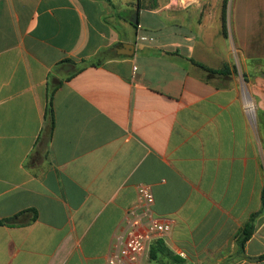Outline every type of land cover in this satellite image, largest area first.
Segmentation results:
<instances>
[{
	"label": "crops",
	"instance_id": "obj_1",
	"mask_svg": "<svg viewBox=\"0 0 264 264\" xmlns=\"http://www.w3.org/2000/svg\"><path fill=\"white\" fill-rule=\"evenodd\" d=\"M139 3L0 0V220L37 212L0 226V264H106L142 185L184 264H264V214L244 253L235 238L264 190L223 31L225 12L235 28L243 16L228 0ZM102 49L103 65L57 90L53 138L38 144L49 75ZM155 242L142 264H173L152 259Z\"/></svg>",
	"mask_w": 264,
	"mask_h": 264
},
{
	"label": "rangeland",
	"instance_id": "obj_2",
	"mask_svg": "<svg viewBox=\"0 0 264 264\" xmlns=\"http://www.w3.org/2000/svg\"><path fill=\"white\" fill-rule=\"evenodd\" d=\"M228 1L233 7L235 22L239 15L243 16L241 28H235L232 18L229 22L227 20L226 29L230 34L228 57L233 62L235 84L239 90L246 127L249 130L251 157L253 150L257 155L259 154L264 177V0ZM250 99L255 105L253 113L246 110L245 107V100ZM234 128L233 136L237 151L239 142L243 141V134L239 132L237 122H235ZM246 136L247 132L245 131V138ZM243 157V154L239 155L236 152L233 161L238 164ZM252 168L253 166L249 169L251 176Z\"/></svg>",
	"mask_w": 264,
	"mask_h": 264
},
{
	"label": "trees",
	"instance_id": "obj_3",
	"mask_svg": "<svg viewBox=\"0 0 264 264\" xmlns=\"http://www.w3.org/2000/svg\"><path fill=\"white\" fill-rule=\"evenodd\" d=\"M139 5L141 6V0ZM152 8L155 5H151ZM227 19L226 12L224 14L223 21V29L224 34L227 36ZM111 54V50L102 49L98 55L88 59L82 60L81 62H76L74 60H64L54 69V74L49 75L48 77V89H47V108L44 116V128L42 131V135L38 140V144L43 140V136L46 135V146H49L51 142L55 130L56 119L54 112V97L57 90L63 85L64 82L73 79L75 76L80 74L87 68L90 67H99L103 65V63L108 59ZM211 73H219L213 70H209ZM46 153L44 154L45 157ZM262 204L263 208L259 213L253 214L250 220L245 224L244 228L240 230V232L236 235V244L239 247V250L244 253L246 243L252 238L255 231V223L256 219L264 214V190L262 193ZM32 213L33 219L37 218V212L35 210H28L23 212L12 219L0 220V226H11L14 222H16L21 216ZM159 255H167L173 260V264H184V260L180 257L172 254L166 247L162 240H158L155 242L154 246L151 249V257L153 260H158ZM258 261H264V255L260 256Z\"/></svg>",
	"mask_w": 264,
	"mask_h": 264
},
{
	"label": "built area",
	"instance_id": "obj_4",
	"mask_svg": "<svg viewBox=\"0 0 264 264\" xmlns=\"http://www.w3.org/2000/svg\"><path fill=\"white\" fill-rule=\"evenodd\" d=\"M138 203L128 211L125 227L112 245L106 264H142L149 244L166 238L172 225L155 216L150 186L138 187Z\"/></svg>",
	"mask_w": 264,
	"mask_h": 264
},
{
	"label": "water",
	"instance_id": "obj_5",
	"mask_svg": "<svg viewBox=\"0 0 264 264\" xmlns=\"http://www.w3.org/2000/svg\"><path fill=\"white\" fill-rule=\"evenodd\" d=\"M131 23L134 25H138V16L135 15L134 18H131ZM123 53L126 55H133L134 54V46L125 44L123 47Z\"/></svg>",
	"mask_w": 264,
	"mask_h": 264
},
{
	"label": "bare ground",
	"instance_id": "obj_6",
	"mask_svg": "<svg viewBox=\"0 0 264 264\" xmlns=\"http://www.w3.org/2000/svg\"><path fill=\"white\" fill-rule=\"evenodd\" d=\"M245 107H246V110H248L249 112H252L253 113V111H254V109H255V105H254V103L252 102V101H250V100H245ZM247 111V112H248Z\"/></svg>",
	"mask_w": 264,
	"mask_h": 264
}]
</instances>
